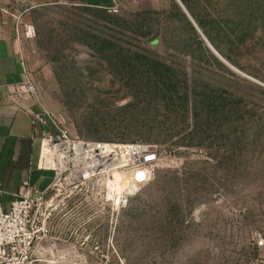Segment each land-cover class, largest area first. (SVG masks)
Here are the masks:
<instances>
[{
    "label": "rangeland",
    "instance_id": "rangeland-1",
    "mask_svg": "<svg viewBox=\"0 0 264 264\" xmlns=\"http://www.w3.org/2000/svg\"><path fill=\"white\" fill-rule=\"evenodd\" d=\"M15 16L34 30L21 52L40 114L73 138L148 143L160 157L124 208L110 210L87 187L61 190L40 218L30 264H250L262 255L264 0L36 3Z\"/></svg>",
    "mask_w": 264,
    "mask_h": 264
},
{
    "label": "built area",
    "instance_id": "built-area-1",
    "mask_svg": "<svg viewBox=\"0 0 264 264\" xmlns=\"http://www.w3.org/2000/svg\"><path fill=\"white\" fill-rule=\"evenodd\" d=\"M19 39H31L30 26L17 28ZM24 87L30 95L34 89L25 76ZM47 117L53 132L42 139L39 167L51 170V184L44 191L23 182L9 202L8 210L0 207V264H30L43 211L52 207L61 190L68 189V197L78 187L95 190L110 210L124 208L129 199L139 193L155 176L160 157L157 147L148 143L105 144L71 137L55 125L51 116L43 111L34 119L44 124ZM45 152L46 156H43ZM143 173L144 179H138ZM50 217L48 214L47 219ZM262 255L250 264H264V237L257 242Z\"/></svg>",
    "mask_w": 264,
    "mask_h": 264
},
{
    "label": "crops",
    "instance_id": "crops-1",
    "mask_svg": "<svg viewBox=\"0 0 264 264\" xmlns=\"http://www.w3.org/2000/svg\"><path fill=\"white\" fill-rule=\"evenodd\" d=\"M113 0H0V207L9 202L23 182L44 191L53 172L41 169L42 139L53 132L47 117L35 121L34 99L24 87L21 39L15 12L32 4L67 2L76 6L109 8ZM40 114V113H39Z\"/></svg>",
    "mask_w": 264,
    "mask_h": 264
},
{
    "label": "water",
    "instance_id": "water-1",
    "mask_svg": "<svg viewBox=\"0 0 264 264\" xmlns=\"http://www.w3.org/2000/svg\"><path fill=\"white\" fill-rule=\"evenodd\" d=\"M207 47L210 49V51H211L215 56L219 57L218 54L212 49V47H211L209 44H207Z\"/></svg>",
    "mask_w": 264,
    "mask_h": 264
},
{
    "label": "snow or ice",
    "instance_id": "snow-or-ice-1",
    "mask_svg": "<svg viewBox=\"0 0 264 264\" xmlns=\"http://www.w3.org/2000/svg\"><path fill=\"white\" fill-rule=\"evenodd\" d=\"M137 178L143 180L144 179L143 173H139Z\"/></svg>",
    "mask_w": 264,
    "mask_h": 264
},
{
    "label": "bare ground",
    "instance_id": "bare-ground-1",
    "mask_svg": "<svg viewBox=\"0 0 264 264\" xmlns=\"http://www.w3.org/2000/svg\"><path fill=\"white\" fill-rule=\"evenodd\" d=\"M43 156H44V157L46 156L45 152H43Z\"/></svg>",
    "mask_w": 264,
    "mask_h": 264
}]
</instances>
